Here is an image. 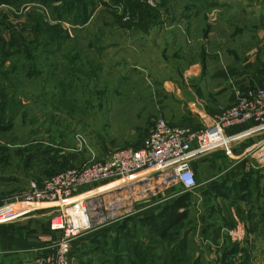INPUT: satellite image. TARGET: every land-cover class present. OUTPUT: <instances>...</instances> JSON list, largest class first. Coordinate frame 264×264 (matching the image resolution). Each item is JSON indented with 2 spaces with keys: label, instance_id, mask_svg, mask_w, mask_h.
Instances as JSON below:
<instances>
[{
  "label": "rangeland",
  "instance_id": "374dc122",
  "mask_svg": "<svg viewBox=\"0 0 264 264\" xmlns=\"http://www.w3.org/2000/svg\"><path fill=\"white\" fill-rule=\"evenodd\" d=\"M26 1L8 5L0 0V34L10 52L21 50L7 55L0 44V107L6 105L0 108V125L9 124L0 130V208L9 207L4 213L29 205L25 195L31 181L44 191L46 182L66 168L139 148L154 121L170 123L165 111L178 107L174 95L160 89L159 80L166 77L159 65L162 40L168 37L176 46L180 38L201 37L217 27L224 37L242 32L245 39L264 41V0ZM76 13L79 19L73 20ZM161 31L165 36L160 39ZM15 36L20 42L11 46ZM196 51L195 59H200ZM140 64L147 71L135 67ZM257 88L264 89L247 88L222 112ZM184 128L197 132L202 126ZM77 133L88 147L77 141ZM147 186L155 192L157 183L152 179ZM215 209L214 199L200 201L191 194L187 219L175 235L187 240L189 259L194 264H264L260 217L249 220L248 228L244 224L246 243L218 247L209 226L216 225ZM129 210L124 207L118 215ZM129 221L90 233L93 237L77 247L72 244L69 264H164L168 251L178 252L138 221ZM227 246L237 249L235 256L225 254ZM241 248L249 250L248 260Z\"/></svg>",
  "mask_w": 264,
  "mask_h": 264
},
{
  "label": "crops",
  "instance_id": "0c3cea01",
  "mask_svg": "<svg viewBox=\"0 0 264 264\" xmlns=\"http://www.w3.org/2000/svg\"><path fill=\"white\" fill-rule=\"evenodd\" d=\"M160 33L161 39L165 34ZM219 34L220 29L211 28L201 37L180 38L176 46L171 45L168 37L162 40L159 65L166 77L159 80L160 89L174 95L178 107L166 109L170 123L203 127L205 120L221 114L242 91L251 86L264 87V54L259 52V49L264 51V41L255 37L245 39L246 33L242 32L226 37ZM195 51L201 52L200 59H195ZM135 67L147 71L145 65ZM247 129L240 128L239 132ZM262 137L264 128L245 132L233 142L231 151L215 149L191 161L197 182L193 195L200 201L210 197L216 202L212 242L218 247L217 244L228 242L246 243L242 234L244 224L248 228L249 220L261 219L264 213V167L246 156L247 149ZM40 206L33 214L0 224V264H35L36 258L47 253L51 242L57 239L59 234L48 228L50 217L57 213L58 207L48 203ZM254 236L261 239L258 232ZM92 237L87 233L72 244L76 246Z\"/></svg>",
  "mask_w": 264,
  "mask_h": 264
},
{
  "label": "built area",
  "instance_id": "2783aa9c",
  "mask_svg": "<svg viewBox=\"0 0 264 264\" xmlns=\"http://www.w3.org/2000/svg\"><path fill=\"white\" fill-rule=\"evenodd\" d=\"M248 127L245 132L264 128L262 88L247 92L236 107L205 120L197 132L159 118L154 121L148 140L139 148L115 150L101 160L84 163L79 169L66 168L46 182L44 191L31 181L25 195V203L29 205L17 212L4 213L9 207L0 208V224L36 211L42 203L54 204L59 210L50 217L49 229L59 235L48 252L36 258L35 264H69L71 245L76 238L140 214L164 200L168 190L179 187V192L193 191L197 182L192 159L215 149L231 151L233 142L245 133L239 129ZM76 139L88 147L80 133ZM246 156L264 167V137L247 149ZM152 179L157 183L155 192L147 186ZM118 182L119 185L111 187ZM80 188L98 189L91 194L79 192ZM143 193L145 200L141 198ZM124 207L130 210L118 215Z\"/></svg>",
  "mask_w": 264,
  "mask_h": 264
},
{
  "label": "trees",
  "instance_id": "16d2710c",
  "mask_svg": "<svg viewBox=\"0 0 264 264\" xmlns=\"http://www.w3.org/2000/svg\"><path fill=\"white\" fill-rule=\"evenodd\" d=\"M2 1H6V4H11V5H15V2H12L13 0H2ZM30 1V0H27ZM26 1V2H27ZM39 1V0H38ZM42 3L46 2V0H41ZM21 2V1H20ZM23 2V5L26 3ZM20 4V3H18ZM78 13H76L73 17V20H78ZM86 19L83 21L85 22ZM14 42L12 44H10L11 46L14 45L15 41L16 43L20 42L19 37L15 36V38H13ZM0 44L2 45V48L6 49L7 55H9L10 53H16V54H20L21 50L17 49L15 52H10V49L7 45V42L5 41V39L1 36L0 34ZM0 108H6V105L3 104L1 105ZM11 123V121H10ZM9 126V124H8ZM8 126H1L0 125V130H5L8 129ZM196 179V178H195ZM178 192V193H177ZM190 192H179V187L173 188L172 190H168L166 192V196L165 199L158 202V204L160 206L156 207V208H152L153 206L149 207L146 210V215L143 214H138L132 217H127L125 219H123L122 221H120V224H124L125 222L129 221L132 222L134 221H138L139 223L142 224L143 227L148 228L149 231H151L154 235L158 236L160 239H162L163 241H167L169 244V247H171V249H176L178 252H174V251H168V258H166L165 263L164 264H194L195 260H190L189 259V254L187 253V240L186 239H181L178 240L175 235L179 236V227L182 225V223L187 219V211H188V207H189V198L191 196ZM210 199V197H207L206 200ZM152 208V209H150ZM154 209V210H153ZM145 211V210H144ZM260 223H262V231H263V236H264V213L261 214V219H260ZM128 224V223H127ZM118 226V227H119ZM122 226H126L122 225ZM209 226L212 228L213 227V223L210 224ZM48 230H50L48 228ZM52 232V231H51ZM99 233V232H98ZM96 233V234H98ZM172 240L176 241L177 243L175 244H171ZM173 245V246H172ZM137 247V246H135ZM232 246H227L226 247V251L225 254H232V256H235V254L237 253V249L233 246L232 248H230ZM230 248V249H229ZM229 249V250H228ZM241 252L243 255V258H246L248 260V258L250 257V253L249 250L247 248L243 249L241 248ZM196 259V258H194ZM145 261V259H143V262Z\"/></svg>",
  "mask_w": 264,
  "mask_h": 264
},
{
  "label": "bare ground",
  "instance_id": "6f19581e",
  "mask_svg": "<svg viewBox=\"0 0 264 264\" xmlns=\"http://www.w3.org/2000/svg\"><path fill=\"white\" fill-rule=\"evenodd\" d=\"M119 184H120V183L118 182V183H116L115 185H112L111 187L117 186V185H119ZM111 187H110V188H111Z\"/></svg>",
  "mask_w": 264,
  "mask_h": 264
}]
</instances>
